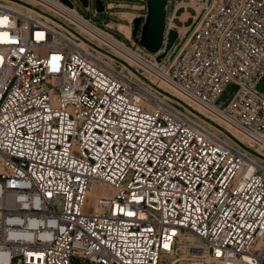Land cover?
<instances>
[{
	"label": "built area",
	"instance_id": "1",
	"mask_svg": "<svg viewBox=\"0 0 264 264\" xmlns=\"http://www.w3.org/2000/svg\"><path fill=\"white\" fill-rule=\"evenodd\" d=\"M179 9L194 11L185 31ZM80 22L118 53L75 46ZM127 39L62 0H0V264H164L185 232L206 253L190 248L192 264H264L255 152L107 63L150 73L264 148V0H167L159 51Z\"/></svg>",
	"mask_w": 264,
	"mask_h": 264
},
{
	"label": "rangeland",
	"instance_id": "2",
	"mask_svg": "<svg viewBox=\"0 0 264 264\" xmlns=\"http://www.w3.org/2000/svg\"><path fill=\"white\" fill-rule=\"evenodd\" d=\"M71 1L73 2L74 8L84 18L90 20L95 25H97V26H99L101 28L106 29L107 31H109L110 33H112L116 38L122 40L127 45H130V40H128L127 38H125L122 34H120L119 32H117L115 29H108L107 27H105L104 22L107 21L108 16L104 15L101 12L97 13L96 15H94V11H95V0H88V6H84L78 0H71ZM185 1H188V0H185ZM134 2L139 3L138 1H134ZM41 9L43 11H41L40 9H38L36 11L38 13H42L45 16L46 15H48V16H54L56 19H62L61 16H59L58 14L50 11L47 8H44V7L41 6ZM180 10H183V9H180ZM189 10L192 13H194V11L192 9H189ZM144 17L145 16H143L141 18L144 19ZM174 20H175V18H174ZM56 22H58V21H56ZM130 24H131L132 29H133L132 22ZM175 25L177 27H179V29L180 28H183L182 26H178L176 23H175ZM71 27L75 30V33L74 34H75V38H76L75 41L76 42L84 41L87 44H89L91 47L97 46V47H99V48H101L103 50H109L110 51V49L108 47H105V45L103 43H100L98 40L96 41L95 38H91L90 36L85 35L84 33L80 32V30L78 29L77 26H73L72 25ZM139 33H140V30L138 29V31L136 33V36H139ZM131 37L134 40V38H133L132 35H130V38ZM88 41L91 42V43H88ZM99 55L101 57H104L103 54H100L99 53ZM108 60L110 61V59H108ZM120 62L121 61L115 62V64L118 65L119 67H121L126 72H128L130 74V76L133 78V80L136 81L138 84H140L141 87H144V89L149 90V91H147L149 94H151L153 96H157L159 98H162L167 104L172 105V106H175L178 109L182 110L184 113H186L187 115H189L191 118L199 121L200 123H202L203 125H205L207 128H209L210 130H212L215 133H217V135L219 137H221L222 139H224V140L226 139L228 141H231V140H234V141L237 140V141H239L238 138H236L237 136L234 134V130H231V129L227 128L226 126H224L220 122L221 120L218 119V118H216L210 112H207L203 108H202L203 110H200V109L196 108L190 102H188L186 99H184L183 97L179 96L177 93L173 92L172 90L168 89L167 87L160 86L159 81L158 80H155V81L151 80L149 78V75L150 74L148 75L147 72H145V71H143L141 69H138L139 70V74L138 73L133 74V72H130L125 67H123L122 64H120ZM229 89H230V91H232V90L235 89V86H231ZM257 89L264 92V81H261V82H259L257 84ZM247 146L249 148H251V149H254L252 147L260 148L261 151L264 152V149H262L261 147H259L254 142H252V144L247 145ZM262 164H264V163H262ZM192 236L195 239H197L194 235H192ZM194 242L196 244L200 243V245H201L200 247L202 248V249L200 248V250L204 252L203 242L202 241H199V240L198 241L197 240H194ZM196 244L190 243V242L189 243L188 242L181 243V241H178L176 243L175 252L163 256V258H162L163 263L164 264H192L190 262L188 256H187V252L188 251H186V250H189L190 251V248H194V246H196ZM207 258L208 257L205 255V259L203 260L204 263L201 262V264H218L217 262H213V260H211L209 258H208V260H206ZM208 262H210V263H208ZM75 264H89V263H87L85 261H82V260H78V263H75Z\"/></svg>",
	"mask_w": 264,
	"mask_h": 264
},
{
	"label": "water",
	"instance_id": "3",
	"mask_svg": "<svg viewBox=\"0 0 264 264\" xmlns=\"http://www.w3.org/2000/svg\"><path fill=\"white\" fill-rule=\"evenodd\" d=\"M64 3L73 6L71 0H62ZM84 6H88V0H78ZM167 0H147L146 2V15L144 19L137 17L133 20L132 36L134 41L145 47L150 52H157L161 48L163 41V31L165 25ZM95 9L97 12L103 11L101 0H95ZM140 30L139 36L136 33ZM177 38V31L170 28L167 33V42L164 50L156 56L157 61L166 55L172 48ZM78 263L77 259H73V264Z\"/></svg>",
	"mask_w": 264,
	"mask_h": 264
},
{
	"label": "bare ground",
	"instance_id": "4",
	"mask_svg": "<svg viewBox=\"0 0 264 264\" xmlns=\"http://www.w3.org/2000/svg\"><path fill=\"white\" fill-rule=\"evenodd\" d=\"M192 1H194V0H192ZM54 17V16H53ZM70 20V19H69ZM58 23V22H57ZM76 26L78 27V29L80 30V32H82V33H84L85 35H88V36H90L91 38H95L96 39V41L98 40L100 43H104V40L102 39V37H101V35L99 34V33H97V32H95L93 29H91L90 27H88V26H86V25H84V24H82L81 22L80 23H76ZM183 28H180L182 31H185V30H187V28L188 27H186V26H182ZM119 29L120 30H122L124 33H125V35H127L128 36V38H130V29H129V27H127V26H124V25H119ZM94 40V39H93ZM93 42V41H92ZM74 43V45L75 46H77V47H80V48H87V44H86V42H84V41H80V42H76V41H74L73 42ZM106 47V46H105ZM110 49L113 51V52H115V53H118L117 51H116V49L115 48H113V47H110ZM171 52V51H170ZM99 58H101L100 56H99ZM107 63L108 64H110L111 66H118V65H116L115 64V62L114 61H107ZM121 68V67H120ZM148 75L150 74V73H147ZM149 78L151 79V80H153V81H155V80H158V79H156L155 77H153L151 74L149 75ZM159 81V84H160V86H163V87H167L168 89H170V90H172L173 92H175V93H177L179 96H181V97H183L184 99H186L188 102H190L193 106H195L196 108H198V109H200V110H203L202 109V107H200L199 105H197L196 103H194V102H192L191 100H189L188 98H186L184 95H182L179 91H177L176 89H174L173 87H171L170 85H168L167 83H165L164 81H161V80H158ZM148 87V86H147ZM144 88V87H143ZM146 90V89H145ZM146 91H149V90H146ZM147 93V92H146ZM205 110V109H204ZM208 112V111H207ZM213 115V114H212ZM215 116V115H214ZM216 118H218L217 116H215ZM218 119H220V118H218ZM221 120V119H220ZM224 126H226L227 128H229V129H231V130H234V134L237 136L236 138H238V142H241V143H243V144H245V145H250V144H252V142L245 136V135H243V134H241L240 132H238L236 129H234L232 126H230L228 123H226V122H224L223 120H221L220 121ZM201 124V123H200ZM201 125H203V124H201ZM204 127H206L205 125H203ZM207 128V127H206ZM221 138V137H220ZM222 139V138H221ZM260 147V146H259ZM252 148H254V149H252L254 152H255V155L258 157V158H256L258 161H259V163H261V165L262 166H264V164H262V163H264V152H262L261 151V149L260 148H256V147H252ZM262 148V147H261ZM262 149H264V148H262ZM261 158V159H260ZM97 191H98V189L96 188V187H93L92 188V191H91V193H90V195H89V200L91 201L92 200V198L93 197H95V195L97 194ZM197 240L198 241V239H195L193 236H192V234L191 233H189V232H185V233H180L179 234V240L181 241V243H184V242H190V243H194V244H196L195 242H194V240ZM200 241V240H199ZM201 245H200V243H198V244H196V246H194V248H196V250H197V253H200V254H202L201 256H204V254H205V251L203 252V251H201L200 250V247ZM204 246V245H203ZM185 247V246H184ZM199 249V250H198ZM202 249V248H201ZM186 251H188V250H186ZM175 252V250L173 251V253ZM177 253V252H176ZM207 257H208V255H206ZM167 257V256H166ZM174 257V256H173ZM206 260H208V258L206 259ZM191 262V261H190ZM203 262V261H202ZM214 262V261H213ZM204 263V262H203ZM208 263H210V262H208ZM195 264H201L200 262H197V263H195Z\"/></svg>",
	"mask_w": 264,
	"mask_h": 264
},
{
	"label": "crops",
	"instance_id": "5",
	"mask_svg": "<svg viewBox=\"0 0 264 264\" xmlns=\"http://www.w3.org/2000/svg\"><path fill=\"white\" fill-rule=\"evenodd\" d=\"M101 2L103 5V11H101V13L108 16L107 21L104 22L105 27L108 29H115L125 38H128V36L119 29V25L129 27L130 35H132V26L130 23L133 22L135 18L146 15V10L142 4L136 3L133 0H101ZM97 13L99 12L95 9L94 15ZM192 14L193 13L189 9H179L175 13L174 21L178 26L187 27L191 22Z\"/></svg>",
	"mask_w": 264,
	"mask_h": 264
},
{
	"label": "snow or ice",
	"instance_id": "6",
	"mask_svg": "<svg viewBox=\"0 0 264 264\" xmlns=\"http://www.w3.org/2000/svg\"><path fill=\"white\" fill-rule=\"evenodd\" d=\"M49 195H51V193H49ZM128 215H134V213L129 212ZM165 247H167V245H165ZM219 254V253H218Z\"/></svg>",
	"mask_w": 264,
	"mask_h": 264
}]
</instances>
